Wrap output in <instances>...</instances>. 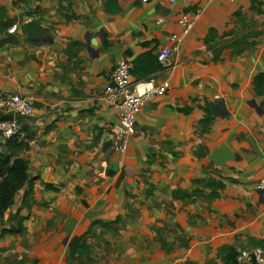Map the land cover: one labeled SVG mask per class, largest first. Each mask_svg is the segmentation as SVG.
<instances>
[{"label": "crops", "instance_id": "0c3cea01", "mask_svg": "<svg viewBox=\"0 0 264 264\" xmlns=\"http://www.w3.org/2000/svg\"><path fill=\"white\" fill-rule=\"evenodd\" d=\"M106 3L0 0V91L34 105L18 139L29 179L0 221V264H74L70 247L89 229L79 264H223L264 248V0ZM196 9L183 34L179 18ZM174 34L169 65L151 75L172 89L147 101L116 150L118 110L103 97L112 71ZM222 146L234 159L219 165L210 156Z\"/></svg>", "mask_w": 264, "mask_h": 264}, {"label": "built area", "instance_id": "2783aa9c", "mask_svg": "<svg viewBox=\"0 0 264 264\" xmlns=\"http://www.w3.org/2000/svg\"><path fill=\"white\" fill-rule=\"evenodd\" d=\"M142 2L161 1V0H141ZM175 3L178 0H169ZM187 4L188 0H182ZM235 1V0H230ZM201 9L184 13L179 18V23L183 34H188L194 27L197 20L201 17ZM165 19H160L159 22ZM17 25L8 29L9 33H15ZM172 45L162 47L157 56L158 60L165 66L169 65V58L173 49L181 41V37L174 34L171 38ZM132 65L127 60H121L114 67L110 81L106 86L103 97L107 103L118 110L120 128L114 148L119 151H125L128 147L129 138L136 132V123L138 115L143 106L149 99L155 96L165 95L172 89L169 80L157 82L154 77L137 81L135 84L131 81ZM134 85V88L132 86ZM34 105L32 100L20 93H7L0 91V137L4 140L11 138L24 139L27 134L26 123L23 119L33 114ZM12 115L13 119H5L3 116ZM259 190H264V177L257 183ZM236 264H264V248L243 249L236 257Z\"/></svg>", "mask_w": 264, "mask_h": 264}, {"label": "trees", "instance_id": "16d2710c", "mask_svg": "<svg viewBox=\"0 0 264 264\" xmlns=\"http://www.w3.org/2000/svg\"><path fill=\"white\" fill-rule=\"evenodd\" d=\"M117 6V0H107V10L115 12ZM12 22H6L4 26L10 27ZM0 41V45H1ZM163 64L158 60L157 55L145 54L137 58L133 62L132 74L139 78V80L149 79L155 71L162 69ZM28 147L27 143L20 142L17 138L8 139L5 148L0 149V221L4 216L7 209L13 204L14 199L18 191L25 186L28 182V160L20 157V150ZM216 183L213 181V184ZM32 189V188H30ZM199 192V190H195ZM29 192L27 191V194ZM213 195H217L213 192ZM119 218L112 222L95 221L91 227L100 225L106 229L114 228V225L119 222ZM16 231V230H13ZM92 230L89 231L77 239H75L70 247L69 261L74 264H79L78 259L84 253L91 252V246L86 240ZM237 252L230 251L228 255L224 257L223 264H236ZM186 264H197L193 261H188Z\"/></svg>", "mask_w": 264, "mask_h": 264}, {"label": "water", "instance_id": "95a60500", "mask_svg": "<svg viewBox=\"0 0 264 264\" xmlns=\"http://www.w3.org/2000/svg\"><path fill=\"white\" fill-rule=\"evenodd\" d=\"M5 119H13L14 117L12 115H6L3 116ZM210 159L214 161L215 163L219 165L225 164L228 160H233L234 156L232 155L231 151L226 149L224 146L217 148L212 155L210 156Z\"/></svg>", "mask_w": 264, "mask_h": 264}]
</instances>
